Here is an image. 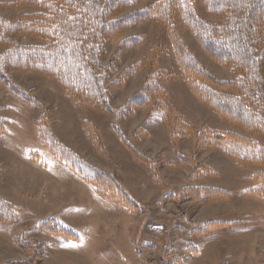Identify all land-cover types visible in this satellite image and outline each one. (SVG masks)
I'll return each instance as SVG.
<instances>
[{"label":"rangeland","instance_id":"374dc122","mask_svg":"<svg viewBox=\"0 0 264 264\" xmlns=\"http://www.w3.org/2000/svg\"><path fill=\"white\" fill-rule=\"evenodd\" d=\"M17 1L0 0V17L30 19L40 11L36 6L17 5ZM155 1H137L116 16L129 15ZM197 9L204 20L220 22L200 6ZM175 24L178 37L208 72L222 81L232 78L229 69L201 50L178 19ZM131 37L141 38L140 45L123 46L122 41ZM11 38L21 45L41 44L28 34H12ZM5 50L0 45V53ZM151 53L155 54L154 66L149 61ZM101 60L103 66L113 69L111 79L136 67L120 87L109 90L115 114L83 106L69 98L57 81L38 72H9L13 83L36 105L0 82V119L4 121L0 196L18 209L17 223H0V264H164L175 257L183 264H264V200L244 193L257 185L253 177L264 174V163L233 160L217 147L200 153L194 150V139L201 130L233 132L263 148L264 133L246 132L198 103L178 75L163 28L150 20L127 29L108 44ZM162 72L175 78H162ZM152 75L165 97H152L140 108H126V100ZM159 102L192 129L188 140H180L175 148L171 145L172 119L168 127L156 119L146 122ZM42 115L50 133L90 166L112 176L137 203L138 211L131 213L114 199L98 194L93 185L52 155L36 130ZM116 133L154 168L137 162ZM201 164L206 175L189 184ZM189 185L229 195L215 201H186L181 190ZM48 219L72 230L77 241L38 232L37 225ZM211 221L224 226L195 233Z\"/></svg>","mask_w":264,"mask_h":264},{"label":"trees","instance_id":"16d2710c","mask_svg":"<svg viewBox=\"0 0 264 264\" xmlns=\"http://www.w3.org/2000/svg\"><path fill=\"white\" fill-rule=\"evenodd\" d=\"M140 0H18L17 5H32L40 11L30 19L21 16L16 21L0 17V82L21 99L34 102L28 93L12 81L11 71H34L57 81L65 94L91 109L115 114L111 107L109 90L120 87L124 78L133 74L134 68L123 71L116 79L110 66H103L101 57L108 44L115 42L124 31L144 21H152L163 28L170 53L173 55L178 75L191 96L200 104L212 109L223 120L235 124L249 133H264V0H156L147 7L129 15L117 17L122 9ZM200 6L219 23L204 20L197 9ZM178 19L195 39L201 50L219 66L230 70L231 79L222 81L213 76L196 59L189 47L176 33ZM12 34H28L39 38L41 44L15 43ZM141 38L122 41L123 46L136 47ZM155 54L149 61L155 65ZM165 79L175 78L162 72ZM215 88L231 90V94ZM152 97L164 98V89L156 76H149L141 88L126 100L125 107L140 108L150 103ZM36 105V102H34ZM160 120L166 127L172 119L173 148L180 140H188L191 127L175 116L162 102L151 110L146 122ZM4 121L0 119V134ZM36 130L48 151L60 158L66 166L85 182L90 183L102 196L114 199L121 208L134 213L137 203L109 174L90 166L69 148L60 143L46 126L42 115ZM118 132V131H117ZM120 143L130 155L146 167L153 163L116 133ZM217 147L236 161L254 165L264 163V148L256 141L233 132L201 130L194 139L196 153ZM189 159V158H188ZM202 164L196 166L188 182L202 179ZM256 186L245 195L264 200V174H255ZM181 195L190 200L227 199L223 190L186 186ZM18 209L0 196V223L15 224ZM223 222H207L197 232H210L222 228ZM38 232L77 241L78 236L69 228L48 219L37 225ZM19 240L15 239L18 243ZM164 264H183L178 257Z\"/></svg>","mask_w":264,"mask_h":264}]
</instances>
